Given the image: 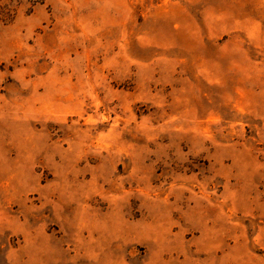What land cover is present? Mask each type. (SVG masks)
Instances as JSON below:
<instances>
[{"label":"rangeland","instance_id":"obj_1","mask_svg":"<svg viewBox=\"0 0 264 264\" xmlns=\"http://www.w3.org/2000/svg\"><path fill=\"white\" fill-rule=\"evenodd\" d=\"M0 264H264V0H0Z\"/></svg>","mask_w":264,"mask_h":264}]
</instances>
